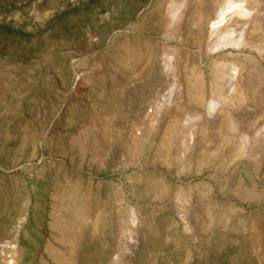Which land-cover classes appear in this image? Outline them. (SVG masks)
Masks as SVG:
<instances>
[{
  "label": "rangeland",
  "instance_id": "374dc122",
  "mask_svg": "<svg viewBox=\"0 0 264 264\" xmlns=\"http://www.w3.org/2000/svg\"><path fill=\"white\" fill-rule=\"evenodd\" d=\"M263 123L264 0H0V264H264Z\"/></svg>",
  "mask_w": 264,
  "mask_h": 264
},
{
  "label": "bare ground",
  "instance_id": "6f19581e",
  "mask_svg": "<svg viewBox=\"0 0 264 264\" xmlns=\"http://www.w3.org/2000/svg\"><path fill=\"white\" fill-rule=\"evenodd\" d=\"M238 12H240L241 14L243 15H246V12L242 7L240 8H237ZM229 13V10H226V9H222L220 11V17L218 20H215L211 23V26H210V33H215L217 30H219L221 28V25H222V20L225 19L227 17V14ZM173 17H175L173 15ZM237 26L240 25V24H236ZM244 28V27H243ZM234 29L231 31V32H228V33H225L222 35L221 37V40L219 43H221V46H226V45H229V44H236V40H235V36H234ZM231 70H235V68H232ZM229 81H230V94L234 93V91H236L239 87V84L236 80V76H235V73L234 71H231V77H229ZM216 109H218V103L215 102L214 100H210L208 105H207V112L209 114H213L214 112H216ZM261 129H264V123L262 125V128Z\"/></svg>",
  "mask_w": 264,
  "mask_h": 264
}]
</instances>
